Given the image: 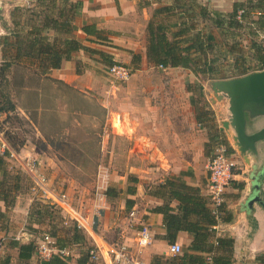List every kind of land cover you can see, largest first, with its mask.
Masks as SVG:
<instances>
[{
    "label": "crops",
    "instance_id": "0c3cea01",
    "mask_svg": "<svg viewBox=\"0 0 264 264\" xmlns=\"http://www.w3.org/2000/svg\"><path fill=\"white\" fill-rule=\"evenodd\" d=\"M74 1L82 3L74 21L77 27L73 34L74 38L86 46L112 55L118 63L130 62L132 60L130 51L140 54L143 58L142 63L147 62V25L151 19L146 11L147 8L142 11L143 13L139 12L137 0ZM200 1L208 2L209 0ZM2 3L0 1L2 5L0 6V63H3L4 59L3 38L12 37L14 30L21 29H15L13 13L16 8L24 9L17 5L13 9H7L8 7ZM156 5L153 4V7ZM140 14H145V16L139 18ZM85 24H95L105 33L104 36L109 39V45L112 46L88 43L87 36L82 31ZM52 35L54 33L49 32V36ZM262 38L264 39V33ZM100 66H103L101 62L85 52L79 51L73 53L70 60L63 61L60 69L52 70L46 76L70 86L78 95L82 93L85 98L84 94L92 90L91 84L99 79ZM168 69L180 71L178 79L174 80L179 84L171 87H145L143 85L129 86L124 89L113 87L110 92L107 91L108 89H102L104 95L111 93L112 96H115L117 105H120L121 94L126 95L128 99L127 103L118 106L116 110L112 109V112L120 115L118 121L121 126L122 122L124 124L126 122V131L124 132L123 129V135L120 136H125L128 140L129 170L126 176L118 174L120 181L119 187H117L108 183L107 173L100 168L98 178L102 179V184L105 185H102L104 193L101 194V201L94 202L90 206L95 215L92 217L84 215L91 221H96L95 235L79 231L80 240L78 243L74 239L75 230L71 227L72 224L66 227L62 221L60 222V219L51 220V222L33 217L31 214L34 195L30 192L31 188H24L26 184L21 182L22 188L17 194L14 207L7 211L5 203L0 199V264H111L109 251L111 245L118 243H125L134 259L149 264H166L167 260L174 257L170 252V246L174 243L182 246V253L178 256H183L193 243L194 236L189 232L180 231L173 237L167 231L164 215L155 213L154 209L168 205L173 208L175 214L182 216L183 210L180 208V202L174 198V194H180L190 195L195 200H202L211 210L209 181L205 165L219 144L215 145L210 137L211 134L217 132L221 135L220 139L227 141L228 146L232 147L230 136H232L233 130H226L223 127V123L231 117L227 99L219 101L212 91L208 99H210L216 118L213 123L206 119L199 123L197 109L191 101L193 96L195 97L196 90L181 84L185 77L189 78L191 72L180 68ZM166 70L164 69V72ZM175 72L173 71V73ZM143 92L152 93L153 96L150 98L141 97ZM137 95L144 100L139 101ZM110 99L115 102L113 97ZM102 101V109L105 110L104 108H108L105 104L106 100ZM114 105L115 103L112 106ZM251 121L262 124L260 128L264 127V117ZM32 125L38 132L37 140L40 138L43 144L37 143L34 139L23 140V146L20 147L17 158L15 160L6 158L9 172H21L23 176L30 178L29 182L32 183V178L24 169V163L28 157H34L40 165V170L47 176L49 186L62 193L64 188L58 185L62 179L64 181L65 177L58 178L63 170L61 171L56 158H66L68 154L51 152L50 145L46 147L44 144L46 140L51 141L53 138L46 139L42 134L40 135L35 123ZM6 147L11 148L3 133L0 132V155L4 153ZM238 158L239 166L226 194L227 222L219 223L215 235L207 242L208 251L212 249L211 252L192 253L205 258L212 255L211 264H215L213 262L215 257L227 259L232 264H256V258L264 254V207L259 202L254 203L252 208L247 205L255 190V183H258L259 196L264 203V161L258 164L259 167L262 165L258 172L254 169L255 164L251 157H248L251 164L246 158L240 156ZM2 179L3 173L0 172V183ZM134 180L137 181L134 182ZM109 187L118 189L117 198L107 199L105 191ZM131 191H135V193L131 194ZM66 194L69 198L67 192ZM129 200L134 202L131 209L127 205ZM69 201L72 203L70 198ZM132 210L137 211L138 218L135 221V226L131 228L129 214ZM81 214L83 213L81 212ZM60 216L63 220L64 215L61 212ZM95 216H98V221ZM198 219L195 215L188 218L191 222H197ZM142 224L148 225L154 236L151 245L145 248H139L135 241V236ZM45 231H52L60 243L72 245V257H56L45 262L39 258L36 252L21 250V247H28L30 242H35L36 237ZM220 237L232 239L233 246L225 250L217 249V240ZM96 246H99L101 250L100 259L94 261L91 259L90 251Z\"/></svg>",
    "mask_w": 264,
    "mask_h": 264
},
{
    "label": "trees",
    "instance_id": "16d2710c",
    "mask_svg": "<svg viewBox=\"0 0 264 264\" xmlns=\"http://www.w3.org/2000/svg\"><path fill=\"white\" fill-rule=\"evenodd\" d=\"M30 1L32 4L27 11L16 8L13 13L15 29H21L14 30L12 37L3 38L4 59L0 66V84L9 83L8 72L13 66H25L27 62H31L33 65L37 63V68L41 69V73L46 76L52 70L60 69L63 61L70 60L72 54L79 51H83L101 62L107 71L110 66L120 64L114 60L112 55L86 46L73 37L77 30L74 21L82 7L80 1ZM137 1L139 12L153 7V4L158 5V7L153 8L151 19L147 25L146 59L148 64L163 69L181 68L189 70L197 79L201 77L204 81L218 80L224 72L241 73L240 77H243L252 71L254 73L264 70V46L258 41V38H262L264 33V0H236L232 10L228 12L211 9L208 4L200 0H171L168 4H161V0ZM28 13L31 15L26 19ZM82 31L87 36L86 41L88 43L112 46L109 45V39L104 36L105 33L98 29L95 24L83 25ZM49 32H53L54 35L49 36ZM216 34L220 36L221 40L223 39L222 43H219ZM68 35L71 37H67ZM244 40H249L247 51L240 47ZM224 47L228 50L225 51ZM130 54L132 55V63L140 66L142 56L132 51ZM230 59L232 63H229ZM224 63H228V65L223 66ZM48 80L58 82L51 78ZM60 83L65 88L72 90L70 86ZM188 88L192 89L193 86L190 85ZM204 97V90L201 86L199 87L200 99L198 100L193 96L191 100L197 109L199 123L204 122L205 119L208 120L209 115V110L204 111L201 107L204 105L202 103ZM16 112L17 107L11 95L0 91V117H5L4 120H1L0 132L3 133L4 137L8 134L3 132V125L12 119L13 114L16 117ZM220 137L221 135L216 132L211 134L210 140L215 145H229ZM6 140L11 149L17 153L23 146V142H13L14 140L10 137ZM231 152L234 153L232 147ZM9 156L8 151L0 155V172L3 173V179L0 183V199L5 203L7 211L16 204L17 194L22 188L21 182L28 183V188L31 184L21 172H9L6 161L7 157L10 159ZM136 181L134 180V182ZM33 186L34 183L32 182L31 189ZM134 193L135 191H131V194ZM118 195V189L114 187H109L105 191L108 200H113ZM174 198L180 202V208L183 210L182 216L175 214L173 208L168 205L156 207L154 212L164 215L167 231L173 237L180 231H186L194 236V241L182 257L174 256L167 260L166 264H209L207 257L196 256L192 253H209L212 251V249L208 251L207 242L215 235L213 227L219 223L227 222L225 206L221 209V216L218 221L202 200H195L190 195L180 194H174ZM127 205L131 209L134 202L129 200ZM60 212L58 208L36 199L33 202L31 215L39 220L57 221L60 219V222L62 221L64 224ZM192 215L199 218L197 222L188 220ZM71 227L75 230L74 239L79 243L80 232L74 225ZM49 233L54 237L52 231ZM54 238L60 247L72 248V245H64L56 237ZM217 242V249L223 250L229 249L234 244L232 239L226 237L218 238ZM24 249L36 252L35 242H30L28 247H21V250L24 251ZM213 262L215 264H232L231 261L220 257L213 258ZM256 264H264V254L256 258Z\"/></svg>",
    "mask_w": 264,
    "mask_h": 264
},
{
    "label": "rangeland",
    "instance_id": "374dc122",
    "mask_svg": "<svg viewBox=\"0 0 264 264\" xmlns=\"http://www.w3.org/2000/svg\"><path fill=\"white\" fill-rule=\"evenodd\" d=\"M0 1L3 2L2 4L5 7H8L7 9H13L17 5L24 7L26 11L28 9L26 7H30L32 4L30 0H17L18 2L15 0ZM161 1V4H168L171 0ZM234 1L236 0H209L208 2H202L208 4L211 9L228 12L232 10ZM0 6L2 5L0 4ZM156 7H158V5H156ZM153 8L155 7H152V9L147 8L146 11L148 15L152 16ZM2 11L5 12L6 10ZM29 15L31 14L28 13L26 19L29 18ZM144 16L145 14H140L139 18ZM216 35L219 43H222L223 39L221 40L220 36H218V34ZM258 41L264 46L263 38H258ZM248 43L249 40H244L240 44V47H243L244 51H247ZM224 50L227 51L228 48L226 49L224 47ZM229 63H232L231 59ZM120 64L126 65L132 70L130 80L125 82L115 81L108 75L107 68L100 66L99 79H96V81L91 84L92 90L84 94V102L82 93L77 95L74 90L65 88L59 81H47L49 77L47 78L41 73V69L36 66L37 63L33 65L31 62H27L25 66H13L8 72L9 83L4 82L0 84V91L9 93L17 107V116L15 117V114H13L12 119L6 123V125H3V132L8 134L5 136L6 139L10 137L14 140L13 142L19 143L23 142V140L34 139L37 143L43 144L40 138L37 140L36 136L38 132L35 130L32 123H35L40 135L42 134L46 139L52 137L53 140H46L44 145L46 147L50 145V151L53 153L60 152L68 154L66 158H56V162L61 168V171L63 170V172H60L58 178L65 177L64 181L62 179L58 186L64 188L62 192L66 191L68 193L69 198L78 211H81L83 215H89L91 217L95 214L92 212L90 206L94 202L101 201V194L104 193L102 185H105L102 184V179L99 180L98 178L100 168L107 173L106 177L108 176V183L117 187H119L120 181L118 174L126 176L129 170L127 152L129 147L128 140L125 136H120L123 135V129L124 132L126 131V122L125 124L122 122L121 126L118 121L120 115L112 112V109L116 110L118 106L127 103L128 99L126 95L121 94L119 99L120 105H117L115 96H112L111 93H105L104 95L102 91L108 89L107 91L110 92L113 87L124 89L134 85H143L145 87H171L179 84L176 83L177 81H174L179 77V70L167 69L164 72L163 68L155 67L147 62L142 63L140 66L134 65L132 60ZM1 65L2 63H0V66ZM226 65H228V63H224L223 66ZM173 71L176 72L173 73ZM240 75L241 73L224 72L222 76L219 77L220 79L215 81L231 80L239 78ZM215 81H204L201 77L197 79L191 72L189 78L185 77L184 81L181 83L185 87L190 85L193 86V88L197 90L195 91V97L198 100L200 99L199 87L202 86L205 97L202 99L204 105L201 107L204 111L209 110L207 118L210 123H213L216 118L210 99H208L209 95L212 94L211 85ZM140 96L150 98L153 94L143 92ZM140 96L137 95V99L139 101L144 100V98ZM110 97H113L115 102H112ZM102 100H106L105 104L108 108H104L105 110L102 109ZM114 103L115 105L112 106ZM4 119V116L0 117V124L1 120ZM260 126H262V124L249 121V132L258 130ZM234 136L235 133L232 132V136H230V145L238 151L234 142ZM238 157L239 152L237 158ZM26 178L30 180V178ZM25 184L26 186L24 188L27 187L28 189V183ZM29 185L31 188L32 183ZM59 190L62 189L59 188ZM30 192L34 195V201L39 199L38 194L32 189ZM39 201L42 202L40 199ZM96 218L98 221V216ZM45 232L49 233V231Z\"/></svg>",
    "mask_w": 264,
    "mask_h": 264
},
{
    "label": "built area",
    "instance_id": "2783aa9c",
    "mask_svg": "<svg viewBox=\"0 0 264 264\" xmlns=\"http://www.w3.org/2000/svg\"><path fill=\"white\" fill-rule=\"evenodd\" d=\"M107 73L115 81L120 82L128 81L132 76V70L123 64H114L110 66ZM232 149L234 150V153L231 152V147L228 145H217L212 156L208 159L205 165L209 181L211 211L218 221L220 220L221 209L226 204L227 190L231 186L236 170L239 166L237 162V151L233 147ZM5 151L9 152L10 159L15 160L17 158V152L10 147H6ZM24 169L32 178L34 183L32 190L38 194L39 199L43 203L50 204L51 206L58 208L64 215V226L68 227L72 224L79 231H85L90 235H95L94 226L96 221H91L89 218L81 214L80 211L76 210L73 204L70 203L66 192H57L49 186L47 176L40 170V165L34 157H28L26 159ZM137 218V211L132 210L129 214V225L131 228L135 226ZM213 229L216 230L217 226L213 227ZM153 240L154 236L151 228L146 224H142L140 230L135 236V241L138 247H148L151 245ZM35 246L37 255L45 262H49L56 257L70 258L73 255L72 248L60 247L56 239L47 232H43L39 237H36ZM182 250V246L178 243H174L170 246V252L174 256L180 255ZM100 251L99 246L93 248L90 251L91 259L94 261L99 260ZM109 253V260L111 264H149L145 261L134 259L130 255L129 247L125 243L111 245ZM207 262L209 264L212 263V255L207 256Z\"/></svg>",
    "mask_w": 264,
    "mask_h": 264
},
{
    "label": "water",
    "instance_id": "95a60500",
    "mask_svg": "<svg viewBox=\"0 0 264 264\" xmlns=\"http://www.w3.org/2000/svg\"><path fill=\"white\" fill-rule=\"evenodd\" d=\"M211 86L219 101H229L231 117L223 123V127L235 133L237 154L239 152V156L246 158L248 163V157H251L254 169L260 172L262 165L259 167L258 164L264 161V127L249 132V121L264 117V70L231 80L215 81ZM254 185L255 190L247 205L252 208L254 203L259 202L264 207L258 183Z\"/></svg>",
    "mask_w": 264,
    "mask_h": 264
}]
</instances>
